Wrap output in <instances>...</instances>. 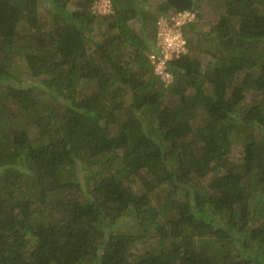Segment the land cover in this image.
I'll use <instances>...</instances> for the list:
<instances>
[{"label":"trees","instance_id":"16d2710c","mask_svg":"<svg viewBox=\"0 0 264 264\" xmlns=\"http://www.w3.org/2000/svg\"><path fill=\"white\" fill-rule=\"evenodd\" d=\"M204 1L0 0V264H264V0L148 57Z\"/></svg>","mask_w":264,"mask_h":264},{"label":"built area","instance_id":"2783aa9c","mask_svg":"<svg viewBox=\"0 0 264 264\" xmlns=\"http://www.w3.org/2000/svg\"><path fill=\"white\" fill-rule=\"evenodd\" d=\"M101 2L103 7L109 10V0H101ZM194 18L195 12L191 10L173 12L157 18L155 41L148 57L154 73L167 83L172 80V74L167 68L169 61L187 50L182 27Z\"/></svg>","mask_w":264,"mask_h":264},{"label":"rangeland","instance_id":"374dc122","mask_svg":"<svg viewBox=\"0 0 264 264\" xmlns=\"http://www.w3.org/2000/svg\"><path fill=\"white\" fill-rule=\"evenodd\" d=\"M149 2L152 4L151 7H154L155 4L158 3V0H149ZM70 7L74 8V5L71 4ZM91 8H92V11H96L98 13H106L108 11L105 6L103 7L101 0H93ZM221 11H224V9L217 8L213 0H205L203 3H201L198 6L196 10V12L199 14L197 15L198 18H196L197 16L195 15V18L193 19V23L196 24V27L194 28L193 31H188L187 35H192L194 37V40H197L199 33L208 31L210 24L212 23V21L216 19V17L220 14ZM26 30H27L26 25L23 23H20V25L18 26V31L20 33H24ZM201 57H202L203 62L207 63L208 60L211 58V55L209 53H201ZM16 59L18 60L16 70L23 72L25 69L24 64L20 61L19 57H16ZM257 98H258V93H255L251 90V92H249L246 95L244 104L249 105L253 103ZM127 100L129 101L128 96H127ZM28 128H29L28 133L30 137H35L38 135L37 128L33 126V124H30ZM240 133H241V130L239 131L238 135H237V131L234 132V137L232 139V149H231V152L229 153L232 159H237L240 155L241 143H243L244 141L242 137L244 136V133H241V134ZM79 177L82 178L81 172H79ZM132 184L136 191H142V186L140 185L139 182L135 181ZM138 247H139L138 245L134 246V249H137ZM137 251H139V249Z\"/></svg>","mask_w":264,"mask_h":264}]
</instances>
